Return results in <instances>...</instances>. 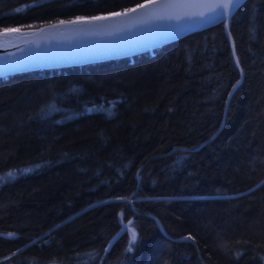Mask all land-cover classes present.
<instances>
[{
	"label": "trees",
	"instance_id": "trees-1",
	"mask_svg": "<svg viewBox=\"0 0 264 264\" xmlns=\"http://www.w3.org/2000/svg\"><path fill=\"white\" fill-rule=\"evenodd\" d=\"M139 1L0 0V29ZM0 175V264H264V0L227 31L1 75Z\"/></svg>",
	"mask_w": 264,
	"mask_h": 264
},
{
	"label": "water",
	"instance_id": "water-1",
	"mask_svg": "<svg viewBox=\"0 0 264 264\" xmlns=\"http://www.w3.org/2000/svg\"><path fill=\"white\" fill-rule=\"evenodd\" d=\"M218 2L219 0H141L122 9L60 18L38 26L1 28L0 76L30 69L129 56L220 21L227 31L230 15L235 9L230 10L227 19L207 11ZM140 4L145 7L137 8ZM132 8H136V11L128 12L127 15H110ZM201 12L205 15H198ZM216 12H222V9L217 8ZM93 17L108 19L93 20ZM79 18H83V22L69 23ZM5 29L20 31L5 33ZM236 83L237 81L233 85Z\"/></svg>",
	"mask_w": 264,
	"mask_h": 264
},
{
	"label": "snow or ice",
	"instance_id": "snow-or-ice-1",
	"mask_svg": "<svg viewBox=\"0 0 264 264\" xmlns=\"http://www.w3.org/2000/svg\"><path fill=\"white\" fill-rule=\"evenodd\" d=\"M243 2V0H219V2L217 4H215L214 6L210 7L207 9V11L209 12H213L216 13L218 16L227 19V17L230 14V10H234L236 7H238L241 3ZM137 8H143L145 7V5L140 4L136 6ZM217 8L222 9V12H216ZM19 11V10H18ZM136 8H132V9H128L125 12L121 13V12H116V13H111L110 15L112 16H122V15H127L128 12H135ZM198 15L200 16H204L205 13L201 12L198 13ZM156 18H163V17H156ZM93 20H106L108 19V17H93L91 18ZM176 19H179V17H176ZM79 22H83V18H79L77 21H70L69 23H79ZM63 23V22H61ZM9 31H20L19 29H5V33L9 32ZM233 55H235V51H233ZM236 65L237 67H239V60L237 59L236 61ZM239 84V81H237L236 85H233V91H235L237 85ZM229 95L231 96L232 93H229ZM115 107L114 103H109V106L107 107V114L109 116H111L113 114L112 109ZM95 109H88L87 111H94ZM27 171V170H25ZM8 177H12L14 176L13 172H9L7 174ZM5 179V177H0V180ZM131 224V221H129V225ZM127 228V226H126ZM14 234H9V237L13 236ZM188 239H191V237H189ZM136 240V234L135 232L132 233V238L130 240V245L133 244ZM111 243V242H110ZM130 250V249H129ZM105 251H107V249H105Z\"/></svg>",
	"mask_w": 264,
	"mask_h": 264
},
{
	"label": "rangeland",
	"instance_id": "rangeland-1",
	"mask_svg": "<svg viewBox=\"0 0 264 264\" xmlns=\"http://www.w3.org/2000/svg\"><path fill=\"white\" fill-rule=\"evenodd\" d=\"M8 173H9V172H8ZM0 177H2V175H0ZM124 225L127 226V229L129 230V232L133 231V230H132L133 227L131 226V224L129 225V222H126ZM131 237H132V233H131Z\"/></svg>",
	"mask_w": 264,
	"mask_h": 264
}]
</instances>
